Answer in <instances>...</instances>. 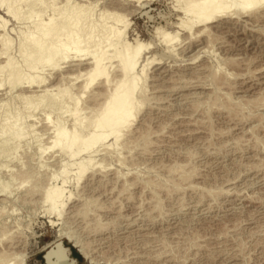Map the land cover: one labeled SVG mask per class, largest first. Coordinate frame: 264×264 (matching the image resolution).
Segmentation results:
<instances>
[{"label":"rangeland","instance_id":"rangeland-1","mask_svg":"<svg viewBox=\"0 0 264 264\" xmlns=\"http://www.w3.org/2000/svg\"><path fill=\"white\" fill-rule=\"evenodd\" d=\"M0 1L16 9L14 17L0 4V34L11 38L1 67L9 56L15 69L23 67L33 51L21 53L23 37L61 14H79L85 30L93 25L96 42L110 27H125L128 42L150 43L145 58L160 62L147 68L145 103L117 153L99 148L100 162L77 186L76 166H68L66 190L73 195L59 217L43 200L48 185L63 181L67 163L49 148L52 125L72 130L76 97L79 117L95 112L93 87L81 90L89 57L71 55L58 69L35 63L12 91L7 69H0L8 84L0 87V264H46L56 242L71 264H264L263 8L257 18L225 15L210 24V34L193 35L176 26L183 15L176 0ZM163 32L179 34L173 48L159 41ZM111 61L110 75L119 79ZM28 75L44 86L27 87ZM98 81L95 91L104 92ZM15 119L23 123L18 141L4 129Z\"/></svg>","mask_w":264,"mask_h":264},{"label":"bare ground","instance_id":"bare-ground-1","mask_svg":"<svg viewBox=\"0 0 264 264\" xmlns=\"http://www.w3.org/2000/svg\"><path fill=\"white\" fill-rule=\"evenodd\" d=\"M176 1L178 2L179 5L178 7L183 14L182 17L178 19L179 22L177 24L179 25L176 26H180L179 29L185 31L188 34L192 33L193 35L197 33L210 34V30H209V28L211 29L210 24L212 22H215L216 19H220L225 15L228 17V15L239 16L241 14H247V15L253 14L252 17L255 16L257 18V15L254 14L258 12L260 8L264 9V0H176ZM0 4L2 6L4 5L7 7L6 11H8L7 12L8 14L14 17L16 16V9H14L11 4L4 1H0ZM33 13L34 11L31 14ZM33 15L30 16L33 17ZM29 18L30 17H28L27 19ZM81 21H82L81 16L79 14H76L74 16L73 15L65 16L61 14L60 18L58 19H56V17L54 18V16H51V18L47 21L42 22V20H40L39 22L35 23L34 27L32 26L34 30L31 33L29 32V35L27 33V36L23 37L24 40L21 41L23 42L21 43L23 47L21 53H25V49L27 47L33 50L30 54L27 53L25 54L26 58H25L24 66L23 67L20 66L19 69L17 68L15 69L10 56L9 58L6 56L8 58V59L6 58L7 59L6 61L3 60L5 64L2 62V64H4L2 65V67L0 65V69L2 70L7 69L6 70L8 72L7 79L9 78L8 83L10 86L9 90L11 89L12 91L14 88H16V86L18 87V84L21 82V73H24L23 72L24 70L26 71L28 69L29 70L35 69L36 64H40L42 65V67L51 66L54 69H56L58 64L59 65L61 64L59 62L61 60H65L66 61L65 63L67 64V59L70 58L71 55H73V58L78 57L77 60H81L82 57L83 58L89 57L88 58L89 61L88 60L87 61L90 64L88 63L87 64L89 65L90 69L88 68L89 69L88 71H84L85 81L81 87L82 88L81 90L82 93L85 94L93 87V89L91 90L94 91L93 92L90 91L92 94L91 95L92 98L91 97L90 98L93 100L92 104L94 103V105L96 104L98 106L93 108L95 112L93 113L92 117L85 120L79 117L80 110H82V108L79 109L80 108L79 103L81 100L80 97L79 98L76 97V100L73 99L72 101V105H73L72 109L70 108L71 109L70 112L68 111L73 119L72 130L69 129L68 131L67 129L66 131L63 127H60L61 125L57 126L58 124L57 122L56 125H52L53 121H51L50 118L48 119L46 118V121L48 120L49 125H52V127H54L55 129V131L53 129L54 131V136H52L53 141L51 142V144H49L50 145L49 148L53 150L56 149L57 152H60V154H62L65 158H67V161H64V163L65 162L67 163L61 164L62 165L61 170L60 172L58 171L59 175L63 177L62 178L63 181H61V184L59 186L56 183L55 184L51 183L50 185H48V187L44 191V197H43L44 202L49 205L48 212L51 215L55 214L58 217L62 215L61 209L65 205V200L70 199L71 196L73 195L71 191H69L70 192L69 194V192L66 190V184L68 179L67 175L70 173V169L68 172V168L70 167L69 165L74 164L76 166L75 171L73 172L75 173L73 174L74 177L73 180L75 181V184L77 186V184H79V182L84 178V176L90 170H92L98 162H100V161L98 162L96 161L97 162L96 163L94 161L95 153L96 154L99 152L101 153L100 150L105 151L108 154L117 153L116 152L118 150L117 148L121 144H123L122 141L128 138L132 130L131 127H133L132 125L136 120V117L140 112V109L143 107L145 103L144 100H146L145 99L146 90L144 85H145V79L147 77L146 75L147 68L152 63L160 64V62L156 61L155 58L153 57L145 58L144 56L145 54L144 52L149 49L150 43H142L141 41H140L141 43L139 42L137 43L136 41L135 45L133 44L131 45V43L128 42L126 38V31H125L126 29L124 26H123L124 29L122 30H119V28H117L118 30H116L110 27V30L107 29L108 31L105 32V34L102 33V37L99 38L100 40L96 39L97 40L96 42L95 41L96 35L94 36V26L92 25L88 28L86 27L85 30L83 29L84 27H82L83 24ZM116 21H121V20L117 18ZM4 24L1 25V27H4ZM0 31H2V29ZM5 35L6 34H4V36ZM178 35L173 36L168 32H163L156 36L157 37L159 36L158 38L159 41L169 49V48H173L172 45L175 46L174 42L177 40ZM1 37H0V55L2 56V54L5 52L4 50L7 51L9 47L8 43H10L9 41H11L9 39L11 38L10 37L8 38L7 36L3 38V35ZM190 38H192V36ZM91 44H93L92 46H94V50L89 51V49H91V47L89 48ZM118 45L120 46L118 47ZM111 48L112 49L114 48L113 54L110 53L111 55H109V51L112 52ZM111 59L112 60L115 59V61L117 62L118 65L117 68L119 70V73L117 71V74L120 75L119 79L118 77H116L118 76L116 74H115V78L117 79L113 78L114 74H112V76L110 75L111 74L109 71V69L111 68L110 65L113 64ZM106 60H110V62L112 63L111 64L106 63ZM106 64L107 65L110 64L108 65L110 66L109 69ZM31 71L33 70H30V72ZM31 74L33 77L35 76L33 75V73H30V75ZM30 75L28 76L30 77ZM36 76H38V74ZM7 79L5 81H7ZM98 80L101 81L102 87L106 88V89L104 88L105 90L102 88L104 92L95 91L94 89L95 86L93 85L96 84L97 83L96 81ZM42 81L43 80H39L36 78L29 79L27 81L29 84L26 83L27 84L26 86L28 87L29 85L31 87V85H34L35 83L37 85H40L42 83L41 85H43L44 82ZM2 82L4 81L3 80L0 81V87L2 85L7 84L6 82H4L5 84L4 83L2 84ZM98 83L100 82L98 81ZM96 86L98 87V84ZM99 86L101 85L99 84ZM1 88L3 89V87ZM44 92L46 93L48 92V90H45ZM66 92H63L61 96L64 95L66 96L65 94ZM94 105H92V107ZM33 109H35V107ZM19 122H20L19 119L18 120L15 119V121L12 123H5L4 121L5 123L4 129H6L5 130L6 132L10 133V134L8 133L7 136L11 135L10 137L11 139L9 138L10 140H12V137H14L15 139L14 141H18L19 138L21 139L22 137H24V135L22 136L23 133L22 129H20L21 128L20 124L22 123V121L20 124ZM5 131H3V133ZM108 140H110L111 142L108 143ZM99 148H103V149L99 150ZM44 151L42 150V152ZM85 152H87L88 154ZM83 153L87 154L88 156L87 158L81 160L82 158L79 159V157ZM118 159L121 160L120 157ZM120 162L122 163L123 161ZM59 175L58 173L52 174L50 181L54 180L57 176L59 177ZM66 191L68 192L67 195L65 194ZM48 246H50V244ZM50 247H48V249ZM50 257H51L50 264H71L66 261V253L64 249L61 248L56 249L50 254Z\"/></svg>","mask_w":264,"mask_h":264},{"label":"water","instance_id":"water-1","mask_svg":"<svg viewBox=\"0 0 264 264\" xmlns=\"http://www.w3.org/2000/svg\"><path fill=\"white\" fill-rule=\"evenodd\" d=\"M55 247V248H54ZM58 248H61V249H64L65 250V253H66V261L68 260V249L64 248L63 245H62V242H56L53 246H51L44 254V260H45V263L46 264H50V261H51V257H50V254L55 251L56 249Z\"/></svg>","mask_w":264,"mask_h":264}]
</instances>
